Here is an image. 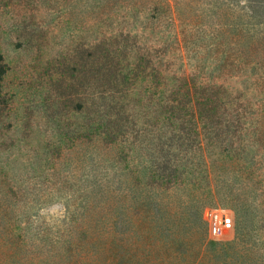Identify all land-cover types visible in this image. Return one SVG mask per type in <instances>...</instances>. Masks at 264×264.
I'll return each instance as SVG.
<instances>
[{"label": "rangeland", "instance_id": "obj_1", "mask_svg": "<svg viewBox=\"0 0 264 264\" xmlns=\"http://www.w3.org/2000/svg\"><path fill=\"white\" fill-rule=\"evenodd\" d=\"M238 29L264 41V0H0V264H264V125L250 121L264 114V59L230 73ZM128 54L145 59L130 89L101 66L122 70ZM151 63L170 73L156 91ZM194 83L249 123L193 136L207 172L181 187L134 186L147 160H125L105 132L126 126L127 148L150 139L173 96L163 84Z\"/></svg>", "mask_w": 264, "mask_h": 264}, {"label": "trees", "instance_id": "obj_2", "mask_svg": "<svg viewBox=\"0 0 264 264\" xmlns=\"http://www.w3.org/2000/svg\"><path fill=\"white\" fill-rule=\"evenodd\" d=\"M121 38L124 47L126 45L129 47V43L133 39L131 34L128 33L126 36L121 35ZM245 38L246 35L242 29L234 31L230 36L231 52L228 57L231 65L230 73L245 71L248 66L263 63L264 41L261 44H256L255 42L246 44ZM116 39L119 41L118 37ZM119 42L117 46L120 48ZM104 46L106 44H103V48ZM126 60H128V64L124 65L122 70L112 69L109 62H105L101 66L104 69V77L110 83L116 82L115 77L123 76V79L130 83L128 84V89H130V86L135 85L136 79L140 77L142 62H145V59L139 55L132 60L128 54L124 61ZM151 64L155 68L152 69L154 73L151 75L152 78L147 82V85L150 86L149 89L156 91L158 90V85H155L154 80L162 79L161 76L164 74L163 78H168L170 73L163 71L162 68L156 66L154 63ZM111 71L113 72L111 73ZM163 85L166 86L167 93L173 96L164 97L165 100L163 99L162 105L160 106L161 113L155 118V132L149 136L144 135L145 132L140 133V138L148 136L150 139L141 140L139 144L137 142L138 139H135L132 143V148H127L131 143L119 140L120 137L122 138L128 135L126 126H124L125 130L105 132V135L107 139L109 137L112 141L110 147L116 143L118 145L119 143L120 146L118 149L121 151L120 155L127 153L123 156L125 160H128V157L138 156L139 152H141L139 157L143 158L144 156V159L147 160L146 164H143L145 166L143 171L145 172L144 176H146L145 183L139 181L138 175L142 172H129L131 181L135 180L134 186L138 188L145 187L148 190L171 192L174 188L181 187L186 183L184 181L186 176L195 175L196 173L199 174L201 171H204V168L205 172H207V166H205L203 159L199 158V162H194L190 159V155L194 152L196 154L194 156L196 157H200L202 154V152L197 154L191 148L190 142L193 141L191 139L193 136L197 140L202 134L201 131L206 129H224V132L231 133L233 129L243 128L249 123V119L242 117L240 112H238V107L235 105V102L229 103L230 110L227 113H221L223 104L218 93L219 89L214 86H198L194 83L192 86L186 88H183L179 84H174L169 88L167 84ZM257 118V121L250 120L253 121L252 124L264 125V114ZM158 121L161 122L162 126L157 123ZM165 126L171 131L170 133L164 130ZM161 128L163 132H160ZM215 136L218 135L216 134ZM105 144L104 147L109 148V142L107 143L106 141ZM201 145L202 143L199 142V147ZM125 162L128 166L131 165L127 161ZM121 185L124 186L123 184Z\"/></svg>", "mask_w": 264, "mask_h": 264}, {"label": "built area", "instance_id": "obj_3", "mask_svg": "<svg viewBox=\"0 0 264 264\" xmlns=\"http://www.w3.org/2000/svg\"><path fill=\"white\" fill-rule=\"evenodd\" d=\"M215 233L222 234L225 229H231L232 223L227 220H214Z\"/></svg>", "mask_w": 264, "mask_h": 264}]
</instances>
